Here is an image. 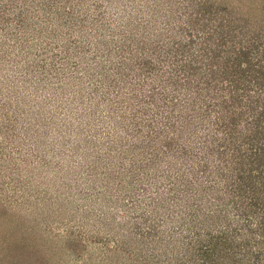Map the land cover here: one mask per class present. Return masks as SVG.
<instances>
[{
  "label": "rangeland",
  "instance_id": "rangeland-1",
  "mask_svg": "<svg viewBox=\"0 0 264 264\" xmlns=\"http://www.w3.org/2000/svg\"><path fill=\"white\" fill-rule=\"evenodd\" d=\"M263 13L264 0H0V264L175 258V209L199 175L178 182L191 131L168 117L175 38L210 49L206 30L259 29ZM97 14L108 27L92 34ZM130 34L143 51L128 53ZM133 92L136 133L114 102ZM150 227L164 238L141 240Z\"/></svg>",
  "mask_w": 264,
  "mask_h": 264
},
{
  "label": "trees",
  "instance_id": "trees-1",
  "mask_svg": "<svg viewBox=\"0 0 264 264\" xmlns=\"http://www.w3.org/2000/svg\"><path fill=\"white\" fill-rule=\"evenodd\" d=\"M94 20L97 24L89 29L92 34L98 32V26L108 27L101 14ZM259 23V29L243 30L232 18L221 20L219 29L206 30L201 38L215 40L210 49L202 42L204 45L185 51L192 41L175 38L174 56L168 61L169 71L175 68V97L170 99L167 116L175 119V127L191 131L182 143L190 165L181 162L182 179L178 182L183 186L187 173L197 175L198 170L199 175L189 178L178 199L175 258H166L167 264L172 260L175 264H264V24ZM237 26L235 37L233 27ZM133 39L130 34L129 44H122L128 53L138 48L143 51V41L137 39L142 44L137 45L132 44ZM139 61L141 68L144 62ZM184 85L191 87L193 95L184 91L189 89L182 88ZM134 93L127 96L132 101L114 102L121 103L122 114H116L127 119L136 133L144 119L137 112L140 100ZM218 102L220 109L214 107ZM214 175L215 185L221 180L223 187L215 189L208 184ZM144 232L141 240L164 238L163 233L157 237L152 227Z\"/></svg>",
  "mask_w": 264,
  "mask_h": 264
}]
</instances>
